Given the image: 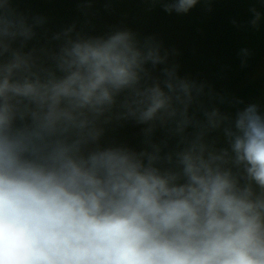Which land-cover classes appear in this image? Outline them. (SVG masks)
Returning <instances> with one entry per match:
<instances>
[{"label": "clouds", "instance_id": "9594fccd", "mask_svg": "<svg viewBox=\"0 0 264 264\" xmlns=\"http://www.w3.org/2000/svg\"><path fill=\"white\" fill-rule=\"evenodd\" d=\"M20 2L0 0V264H264L262 105L181 75L157 34L87 30L97 0L55 31ZM241 2L231 23L264 27ZM128 123L138 145L106 139Z\"/></svg>", "mask_w": 264, "mask_h": 264}, {"label": "water", "instance_id": "95a60500", "mask_svg": "<svg viewBox=\"0 0 264 264\" xmlns=\"http://www.w3.org/2000/svg\"><path fill=\"white\" fill-rule=\"evenodd\" d=\"M17 6L47 15L53 31L77 20L83 26L86 20L76 0H21ZM250 6L241 0H218L212 12L198 5L186 15H169L146 0H97L90 10L92 23L87 30L100 33L111 25L123 24L141 35L157 34L166 47L179 49L180 55L174 59L181 65V75L207 81L216 91L243 97L246 102H258L264 110V27L240 29L231 23L234 17L249 19ZM243 47L253 53L246 67L241 66L238 55ZM141 127L128 123L110 129L106 139L138 145Z\"/></svg>", "mask_w": 264, "mask_h": 264}]
</instances>
